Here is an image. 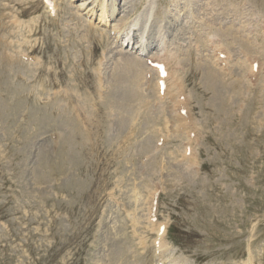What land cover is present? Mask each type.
I'll use <instances>...</instances> for the list:
<instances>
[{
    "label": "rangeland",
    "instance_id": "1",
    "mask_svg": "<svg viewBox=\"0 0 264 264\" xmlns=\"http://www.w3.org/2000/svg\"><path fill=\"white\" fill-rule=\"evenodd\" d=\"M53 1L50 14L43 0H0V37L9 45L0 57L13 60L14 88L29 94L15 113L0 107V264H157L156 227L148 221L155 194L163 264H264V0H105L106 26L100 4ZM81 2L95 7L92 20L78 10ZM108 25L123 29V40L129 34L133 49L114 43ZM140 47L144 64L168 60L169 91L179 81L189 114L188 123H177L183 139L170 138L163 117L141 130L142 114L128 116L157 107L155 100L140 109L124 96L129 75L121 66ZM244 56L257 57L256 70ZM211 66L219 71L216 93L202 79ZM71 96L82 99L100 134L76 159L65 155L71 146L60 118L74 106ZM154 131L163 137L158 151L137 156Z\"/></svg>",
    "mask_w": 264,
    "mask_h": 264
},
{
    "label": "bare ground",
    "instance_id": "2",
    "mask_svg": "<svg viewBox=\"0 0 264 264\" xmlns=\"http://www.w3.org/2000/svg\"><path fill=\"white\" fill-rule=\"evenodd\" d=\"M105 0H91V2H90V4H92V5H94V4H97V6H99V4H100V9H99V12H100V14L97 16L98 17V21L100 22V24H102V26L104 25V26H106L107 25V23L109 22V19L111 18V15H109V10H107V7H106V5H105V2H104ZM181 1H183V3H185L187 6H189V4H193V2L195 1V3H196V5L198 4V3H200V0H181ZM82 3V2H81ZM89 5V4H88ZM88 5L86 4V2H83L82 4H80L79 6H78V10H80V11H84L85 12V15L87 16V19H92L93 17H94V15H96V11H95V7H92L91 9L89 8L88 9ZM87 11V12H86ZM2 12V11H1ZM79 13H81V12H79ZM84 14V13H83ZM82 14V15H83ZM111 14V13H110ZM1 16V15H0ZM86 16H84V17H86ZM0 18H3V17H0ZM86 19V18H85ZM1 20V19H0ZM96 20V19H95ZM2 22V21H1ZM0 22V25L2 26V23ZM148 23V22H147ZM146 23V24H147ZM146 24L144 23L143 24V26H144V28L146 29ZM135 24H132V26H134ZM109 26V25H108ZM113 26V25H112ZM112 26H109V27H111L112 28ZM123 26V25H122ZM3 27V26H2ZM114 27V26H113ZM116 27V26H115ZM118 27V26H117ZM120 27V26H119ZM128 27H129V25H128ZM127 28V27H126ZM0 29H1V27H0ZM128 29V28H127ZM134 29V28H133ZM103 30V29H102ZM105 30V29H104ZM103 30V31H104ZM121 30H123V29H121ZM121 30H119V29H115V28H112L110 31H109V33L111 32V31H113L112 33H113V35H114V33H115V37L114 38H112V40H117L118 39V41L120 40V46H124V45H126V46H128L129 45V42H130V38H129V34L128 35H126L124 38L126 39V40H123L122 39V37H121V35H123L124 34V31H123V33L121 32ZM129 30V29H128ZM127 30V31H128ZM144 30V29H143ZM249 30V29H248ZM3 31V30H2ZM101 31V30H100ZM237 31V30H236ZM250 31V30H249ZM102 32V31H101ZM100 32V33H101ZM237 33H239V31L237 32ZM236 33V34H237ZM254 34V33H253ZM242 35V34H241ZM240 35V36H241ZM109 36V35H108ZM229 36V35H228ZM238 37V36H237ZM109 38V37H108ZM242 38V39H241ZM241 38L239 37L238 38V41H239V43H241L242 45H245V47L244 48H251V46H250V44L246 41V39H244L242 36H241ZM110 39V38H109ZM142 41V40H141ZM160 42V41H159ZM255 42V41H254ZM264 42V41H263ZM166 43V42H165ZM235 43V42H234ZM251 43V42H250ZM159 44V43H158ZM259 44V43H258ZM143 45V44H142ZM8 44L5 42V39L3 38V36L2 37H0V54L2 53V50H1V48H3L4 50L6 49V48H8ZM213 47V46H212ZM253 47V46H252ZM133 48V47H132ZM220 48V47H219ZM222 48V47H221ZM254 48V47H253ZM213 49V48H212ZM142 50V49H141ZM140 50V51H141ZM143 51V50H142ZM141 51V52H142ZM214 51V50H213ZM244 52V51H243ZM216 53V52H215ZM226 53V52H225ZM224 53V54H225ZM246 53V52H245ZM167 54V53H166ZM219 54H223L222 53V51L221 52H219V53H217V55H219ZM251 54V53H250ZM160 55V54H159ZM170 55V54H169ZM240 56V55H239ZM243 56V55H242ZM246 56H247V53H246ZM236 57H237V55H236ZM245 57V56H244ZM243 57V58H244ZM158 58H160V56L158 57ZM245 58H248V57H245ZM257 57H253L252 56V58H248V59H250L249 61H250V67H252L251 66V60H255ZM142 59V58H141ZM141 59L139 58V57H137V56H135L134 58H130V59H127L126 60V66H121L122 68H125L124 70L126 71V73L129 75V78L128 79H124L123 81H122V83H123V88H124V96H126V98L130 101V102H138V104L140 105V109H141V107L143 106L144 108H150L151 109V106L153 105V103H155L156 101H157V103L159 104H157L156 103V105H157V107L156 108H153V109H151V113H152V115L151 114H149L150 112L148 111V112H143V113H141V110H140V112L138 111L135 115H132V110H130V112L128 113V116L130 115V116H132V120L133 121H135L136 120V118L138 117V116H140V114H142L141 116V118H142V122H140L139 121V119H138V121L140 122V126L139 127H137V128H140L141 130L142 129H145V127L146 128H148V126L150 125V123H156V122H159V120L161 119V117H163L162 119H163V121H165V126L168 124L169 125V128L166 126V128L167 129H169V130H167V131H169L168 133H170V138H171V136L173 135L175 138H179V139H183L184 137L182 136L183 134H179L178 133V130H180L179 129V127L181 128V126H178L177 125V123H178V120H179V122H181V119L179 118V117H177V115L176 114H174V106L172 107V109L171 108H169L170 110H167V109H164V105H165V103L167 102V100L169 101L170 100V102H172V100H173V104L175 105V103L176 104H178V102H177V99H178V97H179V93L180 92H178V90H179V86H178V84H179V81L177 82V84H175V85H173V90H174V92H173V94H171L170 96H167V95H169V93L171 92V91H169V90H172L171 88L169 89V87H168V90L164 93V95H166L168 98H165L163 101L159 98V94H158V88H157V86L159 87V85H157V73H156V71H155V69H153V68H151V66L150 67H147L142 61H141ZM166 59V58H165ZM165 59H163V61H161V62H166V60ZM248 59H245V61L246 60H248ZM108 60V59H107ZM159 60V61H158ZM160 60H162L161 58L160 59H152L151 60V64H154V63H160ZM258 60V59H257ZM244 61V60H243ZM263 61V60H262ZM7 63L8 64V62H10V66L8 67V69H6V65H5V63ZM167 62H168V60H167ZM11 63H13V60L12 59H9L8 57L6 58H2V57H0V107H1V110H2V114L3 115H8L9 113L10 114H12V113H15V111L17 110V109H19L20 107H21V103L23 102V101H25L26 102V100H27V98H28V95L29 94H25V92H21V91H18L16 88H14V83L16 84V82H15V80H14V78H16L13 74H15V72H14V68H13V66L11 65ZM180 63H181V61H180ZM261 62L259 61V64H260ZM161 64V63H160ZM172 64H174V63H172ZM184 64V63H183ZM204 64V63H203ZM264 64V63H263ZM178 65H179V63H178ZM201 65V64H200ZM261 65V64H260ZM120 66V65H119ZM168 66V65H167ZM206 66H208L207 64H206ZM178 68V67H177ZM218 68V67H217ZM146 69L148 70V72L146 71ZM264 69V68H263ZM220 71H221V69H219ZM243 70V69H242ZM153 73L154 74V76L153 77H150V79L148 80V81H146L147 79H146V75L148 74V73ZM258 72V71H257ZM219 71L217 72V70H215V69H213V67L211 66V67H208L207 68V70L205 71L204 70V77L202 78V79H204V83L206 84V86H207V88H209V89H211V91H213V92H215L216 93V91H218L219 90V84H220V82H219ZM142 75H143V79L145 80L144 81V83H145V85H146V82L149 84V86H148V89L145 87V90L146 91H148L147 93H146V96L144 97L143 95H141V94H139L140 96H138V87H139V85H140V82H142L141 81V77H142ZM255 75H257V74H255ZM263 75V74H262ZM152 76V75H151ZM171 77V75L168 73L167 74V78H170ZM230 77V76H229ZM248 77H250V76H248ZM256 77V76H255ZM133 79H135V80H137L138 81V83H136L135 84V86H133V85H129V84H132V83H134L132 80ZM154 80H155V83H154ZM186 81V80H185ZM183 82V81H182ZM142 84V83H141ZM23 85L24 86H26L27 84H26V82L25 81H23ZM230 84H228V86H229ZM226 86V85H225ZM27 87V86H26ZM200 87V86H199ZM25 88V87H24ZM227 88V87H226ZM27 89V88H26ZM121 89V88H120ZM205 90V89H204ZM23 91V90H22ZM145 91V92H146ZM171 92V93H172ZM190 92V91H189ZM197 92V91H196ZM168 93V94H167ZM110 94V93H109ZM233 94V93H232ZM68 95V94H67ZM66 95V96H67ZM71 95V94H70ZM69 95V96H70ZM73 95V94H72ZM110 95H112V94H110ZM119 95H121V94H119ZM184 95V94H183ZM224 95V94H223ZM118 95L116 94V97H117ZM207 96V95H206ZM229 96V95H228ZM72 98H71V101H69V102H74V106L71 108V107H68V109H65V106L60 110L61 112H60V114L62 113V115H61V117L60 118H62V125H63V128H65L67 131H68V133L66 134V136H64L65 137V139H64V142H66L67 144H69L68 145V147L69 146H71V150L70 151H68V152H65L64 154L67 156H69V152H71V154H72V156H73V153H75V154H81L82 153V151H86L87 150V148H86V146L87 145H89L88 146V148H90V150H92V148H93V145H94V143L95 144H97V141H98V139L96 138L97 137V135H99L100 136V134H99V130H98V127H96V125H94L95 127H93V124L91 123L92 121H88V119H86L85 117H84V112L86 111H84V109H85V105H84V103L80 100V101H78L77 99H73V96H71ZM112 97H114L113 95H112ZM120 97V96H119ZM118 97V98H119ZM213 97V96H212ZM233 97V96H232ZM261 97V96H260ZM68 98V97H67ZM76 98V97H75ZM81 98V97H80ZM143 98H145V99H143ZM225 98V97H224ZM69 99V98H68ZM107 99V98H106ZM221 99V98H220ZM250 99V98H249ZM248 99V100H249ZM70 100V99H69ZM117 100V99H116ZM122 100V99H121ZM156 100V101H155ZM228 100V99H227ZM232 100V99H231ZM68 101V100H67ZM85 101V100H84ZM113 101V100H112ZM220 101V100H219ZM66 102V101H65ZM91 102V101H90ZM110 102H111V100H110ZM118 102H119V100H118ZM117 102V103H118ZM122 103H124L123 101H121ZM221 102V101H220ZM24 103V102H23ZM28 103V102H27ZM108 104H109V102H107ZM106 102H105V104H107ZM113 103H114V101H113ZM198 103V102H197ZM211 103V102H210ZM94 104V103H93ZM104 104V103H103ZM215 104V103H214ZM66 105V104H65ZM91 105V104H90ZM120 105H121V103H120ZM119 104H118V106H120ZM123 105V104H122ZM124 105H125V103H124ZM150 105V106H149ZM187 105V104H186ZM149 106V107H148ZM116 107H117V105H116ZM154 107V106H153ZM233 107V106H232ZM242 107V106H241ZM24 108V107H23ZM114 107H112V106H108V110L110 111V113L111 112H115V110H116V108H115V110L113 109ZM122 108V107H121ZM189 108V107H188ZM87 109V108H86ZM119 109V108H118ZM125 109H127V108H125ZM132 109V108H131ZM134 109V108H133ZM203 109V108H202ZM21 110V109H20ZM23 110V109H22ZM123 110H124V108H123ZM146 110V109H145ZM217 110V109H216ZM55 111V110H54ZM92 111V110H91ZM190 111V110H189ZM245 111V110H244ZM18 112H19V110H18ZM75 112V113H74ZM97 112V111H96ZM102 112V111H101ZM106 112H108V111H106ZM132 112V113H131ZM135 112V111H134ZM217 112V111H216ZM224 112V111H223ZM112 113V115H114ZM191 113V112H190ZM74 114H76L75 116H76V118L73 116ZM134 114V113H133ZM86 115H88L87 113H86ZM120 115V114H119ZM203 116V115H202ZM259 116V115H258ZM1 117V116H0ZM215 117V116H214ZM59 118V119H60ZM88 118V117H87ZM90 118V117H89ZM139 118V117H138ZM176 118V119H175ZM237 118V117H236ZM239 118V117H238ZM262 118V117H261ZM1 119H2V117H1ZM79 119V120H78ZM115 119V118H114ZM119 119V118H118ZM191 119V118H190ZM125 120V119H124ZM131 120V121H132ZM192 120V119H191ZM122 121V120H121ZM126 121V120H125ZM183 121V120H182ZM224 121V120H223ZM251 121V120H250ZM124 122V121H123ZM127 122V121H126ZM125 122V123H126ZM191 122V121H190ZM195 122V121H194ZM188 123V122H187ZM211 123V122H210ZM226 123V122H225ZM163 124V123H162ZM181 124V123H180ZM192 124H193V122H192ZM205 124H207V123H205ZM208 125V124H207ZM124 126H126V125H124ZM131 126V125H130ZM138 126V125H137ZM177 126H178V128H177ZM202 127V126H201ZM90 128H93L92 130H90ZM131 128V127H130ZM163 128V127H162ZM194 128V127H193ZM193 128H192V130H193ZM242 128V127H241ZM254 128V127H253ZM182 129H183V126H182ZM190 129V128H189ZM139 130V129H138ZM140 130V131H141ZM185 130V129H184ZM247 130V129H246ZM92 131H94L93 133H92ZM132 131V130H131ZM158 131V130H157ZM187 131V129L184 131V134H185V132ZM190 131V130H189ZM194 131V130H193ZM192 131V132H193ZM199 131V130H198ZM250 131V130H249ZM106 132H107V130H106ZM159 132H161V130H159ZM188 132V131H187ZM195 132V131H194ZM143 133V132H142ZM157 132L156 131H154V133H150V136L148 135V138H145V140H142V141H140V143L138 144V152H137V156H143V155H148L151 151H152V149L154 148V150H155V145H156V143L159 141V139H163V137L161 138L160 137V134H159V136L158 137H156L155 136V134H156ZM168 133H166V134H168ZM182 133V132H181ZM92 134L95 136V138H93V136H92ZM153 134V135H152ZM196 134V133H195ZM249 134H250V132H249ZM157 135V134H156ZM186 135V134H185ZM115 136V135H114ZM129 136V135H128ZM227 136V135H226ZM120 137V136H119ZM155 137H156V139H155ZM166 137H169L168 135H166ZM189 136H187L186 138H188ZM248 137V136H247ZM191 138V137H190ZM189 138V139H190ZM199 138V137H198ZM63 139V138H62ZM118 139V138H117ZM131 139V138H130ZM165 136H164V142H165ZM168 139L169 138H167V140L166 141H168ZM195 139V138H194ZM60 140V139H59ZM154 140H155V142H154ZM92 141V143H90ZM114 142V141H113ZM112 142V143H113ZM116 142H117V140H116ZM124 142V141H123ZM122 142V143H123ZM152 142H154L153 144H152ZM179 142V141H178ZM180 142H182V141H180ZM193 142V141H192ZM196 142V141H195ZM128 143V142H127ZM117 144V143H116ZM166 144H168V142H166ZM101 145V144H100ZM163 145V144H162ZM186 145V144H185ZM96 146L97 145H95V148H96ZM117 146V145H116ZM121 146V145H120ZM120 146H118V147H120ZM183 146V145H182ZM193 146V145H192ZM198 146V145H197ZM129 148V147H128ZM67 150H68V148H66ZM109 149V148H108ZM161 149H163V148H161ZM190 149H191V147H190ZM77 150L79 151V152H81V153H77ZM118 150H119V148H118ZM129 150V149H128ZM113 151V150H112ZM124 151V150H123ZM156 151H158V148H156ZM164 151V150H163ZM118 152V151H117ZM126 152V151H125ZM124 153V152H123ZM173 153V152H172ZM94 154V153H93ZM121 154V152H118V155H120ZM127 154V153H126ZM99 155V154H98ZM155 155V154H154ZM186 155V154H185ZM75 156V155H74ZM73 156V157H74ZM81 156V155H80ZM126 156V155H125ZM181 156V155H180ZM192 156V155H191ZM190 156V157H191ZM83 157V156H82ZM114 157H116L115 155H114ZM135 157V156H134ZM144 157V156H143ZM142 157V158H143ZM183 157H184V155H183ZM189 157V156H188ZM193 157V156H192ZM80 157H78L77 159H79ZM85 158V157H84ZM83 158V159H84ZM149 158V157H148ZM74 159H76V156L74 157ZM81 159V158H80ZM145 159H146V157H145ZM156 159V158H155ZM141 160V159H140ZM147 160V159H146ZM153 160V159H152ZM193 160V159H192ZM63 161H64V159H63ZM77 161V160H76ZM157 161V160H156ZM180 161H181V159H180ZM152 162V161H151ZM62 163V162H61ZM69 163V162H68ZM132 163H133V161H132ZM139 163H141L140 161H139ZM185 163V162H184ZM79 164V163H78ZM177 164V163H176ZM191 164V163H190ZM116 165V164H115ZM114 165V166H115ZM146 165V164H145ZM185 165H187V164H185ZM78 166V165H77ZM184 166V165H183ZM86 167V166H85ZM139 167V166H138ZM193 167V166H192ZM75 169H77V168H75ZM83 169V168H82ZM81 169V170H82ZM87 169V168H86ZM120 169V168H119ZM189 169V168H188ZM197 170V169H196ZM152 175V174H151ZM148 186V185H147ZM81 190V189H80ZM152 190H155V189H152ZM153 192V191H152ZM138 199V198H137ZM152 200V199H151ZM142 203V202H141ZM140 204V203H139ZM145 204V203H144ZM138 215V214H137ZM146 218V217H145ZM145 222V221H144ZM148 222V221H147ZM149 224V223H148ZM159 224V223H158ZM150 225H152V224H150ZM164 225V224H163ZM159 226L160 225H157V226H151V227H153V228H155L156 227V233L158 234V232H159ZM162 237H163V235L162 236H160L159 235V237L158 238H156L154 241H153V244L156 242V240H158V242L156 243L158 246H157V250L159 251V254H158V258L159 259H161V260H159V262L160 263H163L162 262V258L164 257V256H166L165 255V251L164 250H166V248L164 249V242H163V239H162ZM167 252V251H166ZM168 259V258H167ZM250 261V260H249ZM177 261H174L173 260V262H168L167 261V264H177L176 263ZM166 263V262H165ZM178 263H180L181 264V261H179ZM252 264V263H251Z\"/></svg>",
    "mask_w": 264,
    "mask_h": 264
}]
</instances>
